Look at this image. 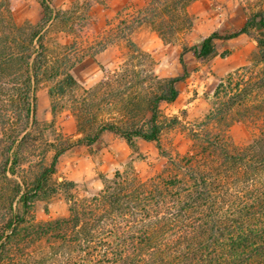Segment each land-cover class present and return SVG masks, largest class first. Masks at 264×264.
Masks as SVG:
<instances>
[{"label": "trees", "instance_id": "obj_1", "mask_svg": "<svg viewBox=\"0 0 264 264\" xmlns=\"http://www.w3.org/2000/svg\"><path fill=\"white\" fill-rule=\"evenodd\" d=\"M195 0H153L132 18L125 32L148 24L164 43L192 27L186 8ZM42 18L35 24H18L10 0H0V181L16 175L32 144L31 130L39 125L35 90L43 80L55 82L50 97L64 94L65 87L78 84L68 71H60L59 59H49L45 33L62 15L50 0H40ZM264 8L248 14L235 32L218 31L198 46L183 47L180 64L184 74L158 79L149 76L145 92L112 95L106 81L102 102L119 103L120 121L100 122L71 143L56 148L48 168L31 183L15 182L0 189V205L19 197L28 207L29 193H43L56 184L66 192L69 215L45 222L27 223L10 214L0 223V262L7 264H264V97L250 98L258 86L234 84L226 79L228 92L218 88V109L197 128L190 130L192 149L185 154H163V168L146 180L134 174L102 176L103 187L93 196L77 198L69 191L74 182H54L50 177L59 157L74 146L91 148L105 133L122 138L133 153L137 140L156 143L165 127L178 123L160 111L162 103L179 96L177 84L187 71L184 55L192 52L206 60L217 54V42L241 35L252 38L264 62ZM136 53L140 50L127 38ZM100 50L105 48L101 44ZM256 85H264L263 78ZM95 91V89H94ZM89 91V93H94ZM111 103V102H109ZM86 123L95 124L89 110L82 111ZM244 122L254 132L252 142L236 147L229 128Z\"/></svg>", "mask_w": 264, "mask_h": 264}, {"label": "rangeland", "instance_id": "obj_2", "mask_svg": "<svg viewBox=\"0 0 264 264\" xmlns=\"http://www.w3.org/2000/svg\"><path fill=\"white\" fill-rule=\"evenodd\" d=\"M153 0H50L62 17L53 21L45 33L49 59H59L60 71H68L78 84L65 87L64 94L52 98L49 89L55 82L43 80L35 90L39 125L31 130L32 144L25 152V162L16 175L8 174L0 181V189L15 182L31 183L48 168L56 148L90 133L100 122L120 121L122 114L116 100L102 102L106 90L97 88L109 81L112 95H145L150 85L149 76L158 79L184 74L179 58L183 47L198 46L214 31L225 35L237 31L248 14L264 8V0H195L186 8L192 27L181 31L171 43H164L148 24L137 26L128 34L129 22ZM10 9L18 24H35L43 16L40 0H10ZM261 28L258 36L264 38ZM261 33V34H260ZM126 34L140 50L134 52L127 44ZM101 44L105 48L100 50ZM217 54L198 60L192 52L184 55L186 74L177 84L179 96L173 103H162L160 111L168 120L178 123L165 127L160 135V149L156 143L138 139V153H133L126 142L112 133H105L91 147L74 146L62 154L50 176L54 182H74L69 192L82 198L98 193L101 177L112 178L116 173L134 174L146 180L159 172L166 163L163 154H185L192 149L190 130L197 128L218 109V88L224 93L234 84L254 83L258 86L250 98L264 97V85H256L263 78L264 62H260L256 42L249 36L218 41ZM231 78L227 88L226 79ZM95 89V91H94ZM94 91V93H89ZM120 94V95H119ZM95 116L93 127L86 123L83 110ZM229 133L238 148L252 142L254 132L244 122H235ZM80 136H77L79 135ZM28 207L16 197L0 205V223L10 214L23 216L27 223L45 222L69 215L70 202L65 190L52 184L43 193H29ZM0 264H7L0 262Z\"/></svg>", "mask_w": 264, "mask_h": 264}, {"label": "crops", "instance_id": "obj_3", "mask_svg": "<svg viewBox=\"0 0 264 264\" xmlns=\"http://www.w3.org/2000/svg\"><path fill=\"white\" fill-rule=\"evenodd\" d=\"M261 31H262L261 33H262V34H264V30H263V29H261ZM261 33H260V34H261ZM239 38H243V35L239 36ZM77 136H80V134H79V135H77Z\"/></svg>", "mask_w": 264, "mask_h": 264}]
</instances>
